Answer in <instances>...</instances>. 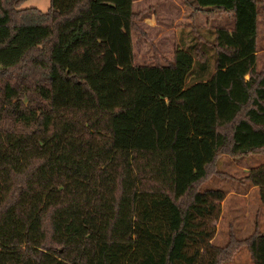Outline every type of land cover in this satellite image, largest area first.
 I'll return each instance as SVG.
<instances>
[{"label":"trees","instance_id":"1","mask_svg":"<svg viewBox=\"0 0 264 264\" xmlns=\"http://www.w3.org/2000/svg\"><path fill=\"white\" fill-rule=\"evenodd\" d=\"M25 1L0 0V264H223L238 246L264 264L257 231L213 244L231 180L217 158L264 159L259 1L187 0L232 23L211 64L178 46L135 64L134 0ZM148 75L167 98L141 110L142 92L160 96ZM209 179L222 189L202 190ZM241 183L264 211V164Z\"/></svg>","mask_w":264,"mask_h":264},{"label":"rangeland","instance_id":"2","mask_svg":"<svg viewBox=\"0 0 264 264\" xmlns=\"http://www.w3.org/2000/svg\"><path fill=\"white\" fill-rule=\"evenodd\" d=\"M257 4V37H256V68L264 71V0H258ZM36 8L46 12L49 8V0H26L19 9ZM194 5L187 0H134L133 10L145 13V20L141 22L147 32L144 40L135 35L132 36L134 51V63L138 64L143 58L148 62L171 59L175 46L189 52V49L204 51L208 63H212V51L208 44L213 39L215 29L230 28L231 21L225 16H211L206 18L203 14L194 11ZM193 12V14H192ZM192 14V15H191ZM185 43L186 47L180 46ZM198 45V46H197ZM153 49L158 52L155 56ZM151 58V59H150ZM149 92L157 90L160 96L150 95L144 98L140 94L139 109H144L154 101L166 102V96L161 95V85L155 82L154 75L146 76ZM165 92V91H163ZM163 94V93H162ZM155 111V110H154ZM264 164V159L258 155H249L238 159H230L227 156H219L216 160L217 171L225 173L231 180L224 184L229 192L220 203V218L214 223L216 228L213 244L219 248L224 247L232 235V240L239 242L252 232L257 231L264 235V211L260 207L255 188L248 187L240 180L244 174ZM227 176L225 178L227 179ZM221 182L209 179L201 185L202 190L222 189ZM246 195L243 197V195ZM232 241V242H233ZM223 264H251L246 249L238 246L230 261Z\"/></svg>","mask_w":264,"mask_h":264},{"label":"crops","instance_id":"3","mask_svg":"<svg viewBox=\"0 0 264 264\" xmlns=\"http://www.w3.org/2000/svg\"><path fill=\"white\" fill-rule=\"evenodd\" d=\"M145 20V19H144ZM246 196L245 194L243 195V197Z\"/></svg>","mask_w":264,"mask_h":264}]
</instances>
